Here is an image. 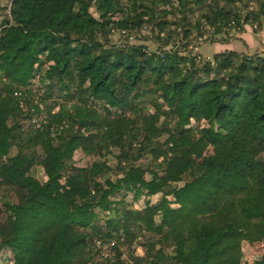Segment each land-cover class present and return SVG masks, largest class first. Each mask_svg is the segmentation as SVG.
<instances>
[{"label": "trees", "instance_id": "16d2710c", "mask_svg": "<svg viewBox=\"0 0 264 264\" xmlns=\"http://www.w3.org/2000/svg\"><path fill=\"white\" fill-rule=\"evenodd\" d=\"M244 25L264 33V0L0 6V259L245 264L264 244V56L189 48Z\"/></svg>", "mask_w": 264, "mask_h": 264}, {"label": "rangeland", "instance_id": "374dc122", "mask_svg": "<svg viewBox=\"0 0 264 264\" xmlns=\"http://www.w3.org/2000/svg\"><path fill=\"white\" fill-rule=\"evenodd\" d=\"M10 2H11V0H0V6L8 7L10 5ZM253 7L254 6L250 4L249 10H252ZM236 9H238V11H237L238 14H240V15H244L245 14V10H243L241 4L237 3L236 4ZM91 12L94 14V11L93 10H91ZM94 16H96V15L94 14ZM255 26L257 27V24H255ZM244 30L245 31L247 30L250 33H256V32H254V31H256L255 29H253L249 25H244L241 31L240 30L239 31H232L229 34L230 36H225V39L226 40H224V42H226L227 40H228V42L231 41V40H234L236 37L240 36V34ZM259 33H262V32H258V35H260ZM207 37L208 36L205 34L195 44L191 42V44L189 45V48L192 49V51H194V53H198L200 55H201V53L202 54L208 53L210 51V49H209V47H210L209 46V43L210 42H207L206 41L207 40L206 39ZM113 39H114V42L116 44H118V45L124 44V40L122 39V40H119L118 41L117 40V36H115ZM129 43H131V44H137V45H144V46H146L151 51H155L157 49V46L155 44H153L151 41L145 40L144 39V36L141 37V40L140 39L135 40V37H131V38H129ZM233 48L234 49H242L243 50L244 47H243V45L241 43H238L237 42L236 45L233 46ZM247 55H249V54H247ZM203 58L204 57L201 55V59H203ZM204 59H211V57L210 58H204ZM96 159L97 158L94 157V156L93 157H89V158L88 157H85L81 152H77L74 155V160H75V163H76L77 166H86L92 160H96ZM37 178L39 180H41V181L45 180V176L43 175V172H42V170L40 168L37 169ZM130 201H132L134 203V206L135 207H141L143 205L142 198H138L136 194L135 195H132V197H130ZM241 226H242L241 223H237L235 225L236 228H239ZM263 245L264 244L261 243V242L257 243L256 245L243 244L242 245L243 255H242V261L241 262L242 263H245V264H253L254 261L259 257V255H260V253L262 251ZM104 250L106 252H108L109 248L108 247H105ZM142 253H143V250L140 247H137L135 249V252H134L133 255L134 256H141ZM8 259H10V254L8 253V251H5L4 257L0 259V264H5V262L8 261ZM130 262L131 261H129V263Z\"/></svg>", "mask_w": 264, "mask_h": 264}, {"label": "crops", "instance_id": "0c3cea01", "mask_svg": "<svg viewBox=\"0 0 264 264\" xmlns=\"http://www.w3.org/2000/svg\"><path fill=\"white\" fill-rule=\"evenodd\" d=\"M248 30V29H247ZM243 31L240 36L236 37L234 40L229 41L228 43H209V49L210 53L202 54L201 55L204 58H212L214 54L223 52L225 50H234L239 53L244 54H258L260 56H264V33H250L248 31ZM241 43L243 45L242 49H234L233 46L236 45V43Z\"/></svg>", "mask_w": 264, "mask_h": 264}]
</instances>
